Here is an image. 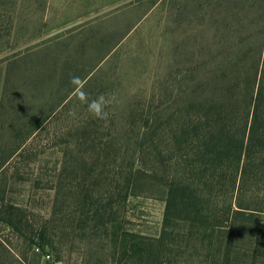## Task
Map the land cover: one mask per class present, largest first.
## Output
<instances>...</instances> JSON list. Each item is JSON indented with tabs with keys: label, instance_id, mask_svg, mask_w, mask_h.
Instances as JSON below:
<instances>
[{
	"label": "trees",
	"instance_id": "trees-1",
	"mask_svg": "<svg viewBox=\"0 0 264 264\" xmlns=\"http://www.w3.org/2000/svg\"><path fill=\"white\" fill-rule=\"evenodd\" d=\"M201 10L216 25L211 57L186 59L185 85L135 112L138 129H75L93 160L56 187L57 227L110 236L126 264H264V0H202ZM143 195L165 203L154 237L122 226L129 199ZM72 208L77 218L68 221ZM14 211L0 203V224L27 242L32 261L63 262L49 229L26 235ZM6 246L0 239V257ZM47 249L55 258L42 262Z\"/></svg>",
	"mask_w": 264,
	"mask_h": 264
},
{
	"label": "rangeland",
	"instance_id": "rangeland-1",
	"mask_svg": "<svg viewBox=\"0 0 264 264\" xmlns=\"http://www.w3.org/2000/svg\"><path fill=\"white\" fill-rule=\"evenodd\" d=\"M201 1L0 0V203L12 205L26 235L49 229L63 259L55 264H126L110 236L80 237L57 227L52 213L63 193L56 187L62 178L71 185L78 164L93 160L75 129H138L135 112L164 104L166 89L185 85L186 59L200 64L211 57L216 25L213 15L203 17ZM73 75L89 101L101 95L111 101L105 119L94 118L77 99ZM36 120L42 123L37 129ZM164 207L161 199L131 197L122 226L154 237ZM68 213V221L77 218L73 208ZM0 239L7 245L0 264H24L25 258L37 264L11 227L0 224ZM50 252L40 261H52Z\"/></svg>",
	"mask_w": 264,
	"mask_h": 264
},
{
	"label": "clouds",
	"instance_id": "clouds-1",
	"mask_svg": "<svg viewBox=\"0 0 264 264\" xmlns=\"http://www.w3.org/2000/svg\"><path fill=\"white\" fill-rule=\"evenodd\" d=\"M69 83L72 85L77 99L81 103L87 104L88 112L96 119L103 120L106 118L107 113L105 112V106L107 103H110V100H106L103 95L98 97L95 100L89 101L87 94L83 91V81L79 76H71ZM72 114V113H70Z\"/></svg>",
	"mask_w": 264,
	"mask_h": 264
},
{
	"label": "built area",
	"instance_id": "built-area-1",
	"mask_svg": "<svg viewBox=\"0 0 264 264\" xmlns=\"http://www.w3.org/2000/svg\"><path fill=\"white\" fill-rule=\"evenodd\" d=\"M49 257V256H48Z\"/></svg>",
	"mask_w": 264,
	"mask_h": 264
}]
</instances>
